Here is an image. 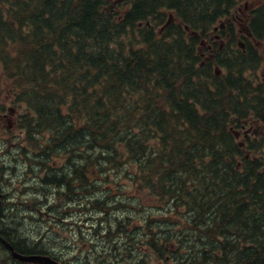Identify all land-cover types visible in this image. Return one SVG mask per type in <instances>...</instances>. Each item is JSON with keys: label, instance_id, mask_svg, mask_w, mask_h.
I'll return each mask as SVG.
<instances>
[{"label": "trees", "instance_id": "trees-1", "mask_svg": "<svg viewBox=\"0 0 264 264\" xmlns=\"http://www.w3.org/2000/svg\"><path fill=\"white\" fill-rule=\"evenodd\" d=\"M237 1L131 0L117 14L106 0H0L2 75L14 101L27 106L21 123L28 135L0 158V172L10 177L25 170L23 157L68 149L83 166L72 179L78 193H92L81 197L79 212L49 207L55 218L75 212L74 221H87L88 249L77 255L68 239L60 246V234L50 244L30 231L22 206L40 213V203L24 202L20 225L0 231L17 251L65 259L68 245L76 259L94 264H264V147L241 144L231 130L249 118L264 122V83L245 75L264 51H217L203 63L198 50ZM170 12L161 34L137 25L164 22ZM181 23L199 33L187 34ZM249 27L264 42V0ZM213 63L225 73L216 75ZM71 161L60 171L34 163L38 186L30 194L46 196L35 189L55 180L72 189L70 177H57ZM97 161L103 173H123L125 188L130 183L138 195L125 199V217L109 214L116 202L91 191L84 169ZM64 191L72 192L51 194ZM0 247V261L15 260Z\"/></svg>", "mask_w": 264, "mask_h": 264}, {"label": "rangeland", "instance_id": "rangeland-1", "mask_svg": "<svg viewBox=\"0 0 264 264\" xmlns=\"http://www.w3.org/2000/svg\"><path fill=\"white\" fill-rule=\"evenodd\" d=\"M116 2H118V0H111L109 3L114 6V4ZM256 3L257 2H251V3H247V4H250L252 7H254L256 5ZM242 6H243V4H240L239 6H237V9H234L233 12H232V14L234 16H236L237 19H238V21H240L241 23H243V21L246 18H248L249 13H250V10L248 8H243ZM238 7H242V9H238ZM235 26H236L235 27V34H237V41L238 40H242V39H240V36H239L240 34H238V29H239L238 24L236 23ZM242 26H243V28H245V25H242ZM243 28H241V29H243ZM219 34H221V36H223L222 33H219ZM222 41L225 44V45H223V47L226 46V45H228L231 48L235 49V47H236L235 44H233L232 41H229L228 40V37L223 36L222 37ZM246 75H248V74H246ZM251 76L253 77L254 81H256V79H259L261 81H264V65L261 64L260 67L256 71H254L253 73L251 72ZM7 88H8V86H7L6 82H5V79L2 77L1 72H0V92L7 90ZM2 94L4 95V93H2ZM251 125H252V127H253L254 130L257 129V131H259L260 133L263 134L264 126H260L259 123L256 122V121H253L251 123ZM6 127H7V122H4L3 124L0 125V143H3L1 138L4 137V139H3V140H5L4 144L10 143V137L9 136H13V135H15V134L18 133V130H15V128H13V127H12L11 132L10 131H6ZM9 134H11V135H9ZM90 152L93 154V151H90ZM93 159H96V158L95 157H91L90 158V160H93ZM78 161H79V159L74 158L73 161L70 162L71 164H69V166H71V169L72 170L71 169H68L69 168L68 167L67 170L63 174H68L69 173L68 171H72L73 172L74 169H75L74 162H78ZM85 162H84V164H85ZM71 177H73V175ZM63 182H65V181H63ZM45 186H43V187H37L35 189V190H37L39 188L37 191H39L41 193H43V192L46 193V198H45V200L42 201V204L43 205H47V206L53 207L55 209L63 210V209H66L67 207L78 208V204H80L82 202L81 196L80 195L78 196L77 193L75 191H73V190L71 192V197L70 198L72 199L73 196H74V205L72 203H69L70 201L72 202L73 199L71 200V199H68V198H66L64 196H63L64 198L63 197H59L57 193H55L54 195L50 194L54 190L58 191V187H57L56 184L49 183V184H47ZM91 191L94 192V191H98V190L96 188H94ZM95 194L98 195L97 192ZM63 200L64 201L67 200L68 202L67 203H62ZM76 200H77V202H76ZM70 217H71V215L69 213L68 214L67 213H63V214H61L58 217V219L61 221L63 218L64 219H67V218H70ZM3 224L5 226V223H3ZM8 224L12 226V230L16 228V222L14 220L10 219V218H8ZM32 235L33 236H38L37 234H32ZM24 239H25V241H26L27 244H28V242H33V240H34L30 236H27ZM153 263L155 264V261ZM77 264H85V262H81V261L78 260L77 261Z\"/></svg>", "mask_w": 264, "mask_h": 264}, {"label": "bare ground", "instance_id": "bare-ground-1", "mask_svg": "<svg viewBox=\"0 0 264 264\" xmlns=\"http://www.w3.org/2000/svg\"><path fill=\"white\" fill-rule=\"evenodd\" d=\"M227 4V3H226ZM135 15V14H134ZM194 17V16H193ZM228 61V60H227ZM116 80V79H115ZM100 106V105H99ZM253 115V114H252ZM190 138V137H189ZM48 151V150H47ZM73 161V160H72ZM84 163V162H83ZM74 166H75V169H74V171L72 172V171H68L69 173L68 174H59L58 175V177L60 178V177H64L65 179L67 178V177H70L71 178V180L72 179H74V178H76L77 177V170L78 171H80L81 170V168L83 167L82 165H79L78 164V162H74ZM69 168L68 169H71V166H68ZM72 170V169H71ZM37 173V172H36ZM73 175V177H71ZM242 175V174H241ZM51 176H53V178H56V175L55 174H53V175H51ZM50 176V177H51ZM53 180V179H52ZM64 180H55V181H53L54 182V184H56L57 185V187H58V191L60 190V189H62V188H67L69 191H72L71 189H69L67 186H64L62 183H67L66 181L65 182H63ZM62 182V183H61ZM50 183H52V182H50ZM46 187V186H45ZM39 189V188H38ZM37 189V190H38ZM46 189V188H45ZM53 189V188H52ZM55 189V188H54ZM42 190V189H41ZM91 190V189H90ZM47 192V191H46ZM95 192V191H94ZM246 192V191H245ZM44 193V192H43ZM51 194V193H50ZM57 194H58V196L59 197H66V198H70L71 197V192H65L64 191V193H63V195H60L58 192H57ZM78 196H79V194H77ZM52 196V195H51ZM63 197V198H64ZM74 197V196H73ZM81 200V199H80ZM68 202V201H67ZM71 202V201H70ZM76 202H77V200H76ZM138 202V201H137ZM220 204V203H219ZM244 205V204H243ZM47 206V205H46ZM48 207H50V206H48ZM83 208V207H82ZM259 218V217H258ZM205 219V218H204ZM181 223V222H180ZM200 225V224H199ZM243 229V228H242ZM13 230H15V229H13ZM12 230V231H13ZM173 234V233H172ZM225 235V234H224ZM16 236V235H15ZM21 239V238H20ZM18 241H19V239H18ZM24 240H22V242H23ZM31 247V246H30ZM249 249V248H248ZM1 251H3V249L0 247V252ZM159 255V254H158ZM248 256V255H247ZM190 259V258H189ZM259 259V258H258Z\"/></svg>", "mask_w": 264, "mask_h": 264}, {"label": "water", "instance_id": "water-1", "mask_svg": "<svg viewBox=\"0 0 264 264\" xmlns=\"http://www.w3.org/2000/svg\"><path fill=\"white\" fill-rule=\"evenodd\" d=\"M14 255L22 260H28V261H34L39 263H49V264H55L52 262L48 257H41V256H20L16 253Z\"/></svg>", "mask_w": 264, "mask_h": 264}, {"label": "flooded vegetation", "instance_id": "flooded-vegetation-1", "mask_svg": "<svg viewBox=\"0 0 264 264\" xmlns=\"http://www.w3.org/2000/svg\"><path fill=\"white\" fill-rule=\"evenodd\" d=\"M5 223L7 224V228L12 230V226L8 224V218L5 220Z\"/></svg>", "mask_w": 264, "mask_h": 264}]
</instances>
